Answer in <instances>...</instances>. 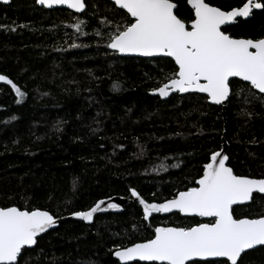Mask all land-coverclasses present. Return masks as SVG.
<instances>
[{
  "label": "trees",
  "instance_id": "16d2710c",
  "mask_svg": "<svg viewBox=\"0 0 264 264\" xmlns=\"http://www.w3.org/2000/svg\"><path fill=\"white\" fill-rule=\"evenodd\" d=\"M173 2L178 18L190 24L188 0ZM206 2L230 10L245 0ZM86 3L80 15L36 0L0 4V74L25 92L17 103L11 87L0 83V207H38L65 218L29 250L27 264H119L115 249L145 242L155 227L205 222L181 214L145 221L138 203L90 225L66 218L99 200L131 198L130 188L149 202L171 200L197 186L224 140L236 174L264 177V102L244 103L247 91L225 108L194 93L161 100L152 89L171 75L174 61L113 54L95 35L101 20L113 19L110 2ZM81 20L77 32L73 25ZM227 28L235 38H264V9ZM248 214L247 207L236 212ZM251 214H264V200L252 204ZM245 264H264V247L248 252Z\"/></svg>",
  "mask_w": 264,
  "mask_h": 264
},
{
  "label": "snow or ice",
  "instance_id": "6c2138e0",
  "mask_svg": "<svg viewBox=\"0 0 264 264\" xmlns=\"http://www.w3.org/2000/svg\"><path fill=\"white\" fill-rule=\"evenodd\" d=\"M36 2L48 9L64 6L77 13L87 8L86 0ZM109 2L113 19L101 20L103 28L95 33L106 40L107 49L116 55L170 57L175 62L171 75L152 89L153 94L167 98L172 93H204L212 104L224 105L233 95L247 91L244 103L257 99L264 102V38H235L227 27L222 28L238 17H249L254 9H264V0H245L242 6L230 10L206 0H188L194 13L190 29L174 13L177 5L173 0ZM84 24L81 20L73 27L81 32ZM0 82L11 87L20 103L25 96L21 87L4 74H0ZM233 86L240 92H233ZM119 88L118 83L113 84L114 90ZM244 114L251 115L247 111ZM228 160L221 151L212 152L209 162L203 165L202 176L195 181L198 186L179 191L164 203L149 202L136 188H130L131 197L142 206L145 221L154 213L173 210L208 219L191 227H155L153 237L145 242L115 249L113 255L119 264H245L248 250L264 246V214H251L252 204L264 200V177L236 174ZM104 204L99 200L71 215L91 223L96 213L105 210L101 207ZM107 207L118 206L109 203ZM240 207H247L249 214L237 216ZM58 219L61 217L48 209L0 207V264H27L24 258L29 250L39 245L43 233L57 226Z\"/></svg>",
  "mask_w": 264,
  "mask_h": 264
},
{
  "label": "water",
  "instance_id": "95a60500",
  "mask_svg": "<svg viewBox=\"0 0 264 264\" xmlns=\"http://www.w3.org/2000/svg\"><path fill=\"white\" fill-rule=\"evenodd\" d=\"M11 1H12V0H9V3L5 4V3H3V0H0V4H2V5H9V4L11 3ZM107 1H109V0H107ZM37 4H38V3H37ZM38 6H39V7H43V6L39 5V4H38ZM43 8H45V7H43ZM45 9H48V8H45ZM54 9H67V8L64 7V6H56V7H54L53 9H48V10H54ZM67 10H69V11L75 13V14H79V15L84 13V12H82V13H77V12H75L74 10H70V9H67ZM176 10H177V7L174 9V13H176ZM247 18H248V17H247ZM241 19H246V18L238 17L234 23H232V24H230V25H228V26H222V28H223V27H231V26H233L234 24H236L237 21H239V20H241ZM186 26L190 29V27H191V23H190V24H186ZM119 56H120V57H123V58H139V59H160V58H164V57H160V56H156V57H142V56H137V55H119ZM167 58H170V57H167ZM170 59H171V58H170ZM174 63H175V62H174ZM233 80H238V81H239V78H233ZM244 83L247 84V82H244ZM152 94H153V93H152ZM177 94H179V95H181V96H185V95L193 94V93H184V94H181V93H172V94H170V96L167 97V98H161V97H160V98H161V100L166 101V100H168L169 98H171L173 95H177ZM194 94H199V95L206 96V94H204V93H194ZM153 95L159 97V96L156 95V94H153ZM209 103L212 104V103L210 102V100H209ZM227 103H228V102H226L224 105H215V104H212V105H215V106H221V107L225 108L226 105H227ZM224 118H226V114H225V113H224ZM228 148H229L228 143L224 140L223 148H222V150H221L222 154L228 156ZM227 163H228V166H229V160H228ZM197 186H198V185H197ZM104 201H105V204L102 205L101 207L104 208L105 210L102 211V212L96 213V214L94 215L93 221H92L91 223H88V222H85V221H81V220H79V219L73 217L72 215H71L70 217L66 218V219L74 220V221H79V222H84V223L90 225V224H92V223L94 222L95 218H96L97 216H99V215H105V214H119V213H122V212L124 211V208H125L128 204H130V203H138V201H136L135 198H133V197H131V198L113 197V198H110V199H104ZM109 203H111V204H116L118 207L115 208V209H113V208H108L107 205H108ZM163 203H164V202H163ZM138 204H139V203H138ZM139 205H140V204H139ZM140 206H141V205H140ZM141 208H142V206H141ZM142 210H143V209H142ZM173 214H181V213H179V212L176 211V210H173V211L170 212V213H154L153 216H158V215H160V216H170V215H173ZM181 216H183V217H189V218H199V219H201V220H203V221H207V219H208V218H201V217L185 216L184 214H181ZM151 218H152V217H151ZM151 218H150V219H151ZM64 220H65V218L58 219V221H57V226L54 227V228H50V229L48 230V232L57 229V228L59 227L60 223L63 222ZM161 227H170V226H161ZM48 232H47V233H48ZM47 233H43L42 236H44V235L47 234ZM34 247H35V246H33V248H34ZM261 247H264V246H258V248H261ZM254 250H256V249L248 250V252H251V251H254ZM114 258L116 259L115 256H114ZM116 260H117V259H116ZM117 261H118V260H117ZM118 262H119V261H118ZM135 263L147 264V262H142V261H134V262H132V264H135Z\"/></svg>",
  "mask_w": 264,
  "mask_h": 264
},
{
  "label": "rangeland",
  "instance_id": "374dc122",
  "mask_svg": "<svg viewBox=\"0 0 264 264\" xmlns=\"http://www.w3.org/2000/svg\"><path fill=\"white\" fill-rule=\"evenodd\" d=\"M0 83H3V82H0Z\"/></svg>",
  "mask_w": 264,
  "mask_h": 264
}]
</instances>
